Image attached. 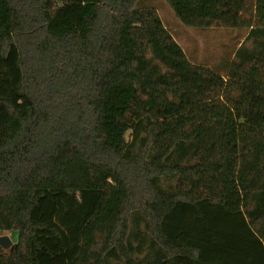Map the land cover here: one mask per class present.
Masks as SVG:
<instances>
[{"label": "trees", "instance_id": "1", "mask_svg": "<svg viewBox=\"0 0 264 264\" xmlns=\"http://www.w3.org/2000/svg\"><path fill=\"white\" fill-rule=\"evenodd\" d=\"M149 1L0 0V264H264V0Z\"/></svg>", "mask_w": 264, "mask_h": 264}, {"label": "rangeland", "instance_id": "2", "mask_svg": "<svg viewBox=\"0 0 264 264\" xmlns=\"http://www.w3.org/2000/svg\"><path fill=\"white\" fill-rule=\"evenodd\" d=\"M157 10L165 27L182 47L188 59L194 64H205L225 74L224 62L234 59L235 51L247 38L249 29L224 27L197 28L185 25L166 0L149 1ZM17 240L14 232H3Z\"/></svg>", "mask_w": 264, "mask_h": 264}, {"label": "water", "instance_id": "3", "mask_svg": "<svg viewBox=\"0 0 264 264\" xmlns=\"http://www.w3.org/2000/svg\"><path fill=\"white\" fill-rule=\"evenodd\" d=\"M0 245L5 249L11 248L14 245V240L8 234L0 235Z\"/></svg>", "mask_w": 264, "mask_h": 264}]
</instances>
